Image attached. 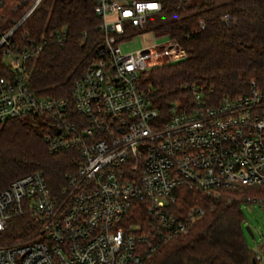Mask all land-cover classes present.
Masks as SVG:
<instances>
[{"label":"built area","instance_id":"obj_1","mask_svg":"<svg viewBox=\"0 0 264 264\" xmlns=\"http://www.w3.org/2000/svg\"><path fill=\"white\" fill-rule=\"evenodd\" d=\"M161 8L162 0H97L102 38L69 98L37 96L29 87L27 62L43 41L15 49L9 39L28 12L0 32L1 61L8 57L0 122L42 116L49 151L79 156L55 190L34 171L0 191V264H141L204 212L199 204L184 210L182 190L217 201L226 189L264 184V98L253 81L248 92L218 101L184 83L188 106L173 103L165 119L140 88L143 72L187 57L177 38L148 26ZM64 38V30L54 36ZM137 38V47L125 48ZM246 200L264 206V199ZM23 215L33 230L6 240L10 221Z\"/></svg>","mask_w":264,"mask_h":264},{"label":"trees","instance_id":"obj_2","mask_svg":"<svg viewBox=\"0 0 264 264\" xmlns=\"http://www.w3.org/2000/svg\"><path fill=\"white\" fill-rule=\"evenodd\" d=\"M35 1L0 0V32L15 26ZM96 1L39 0L11 34L15 49L43 41L41 51L27 62L29 87L37 96L70 97L73 78L89 65L102 38ZM223 15L229 17L227 22ZM148 26L177 38L187 54L184 60L152 67L139 78L140 88L164 119L173 103L188 106L191 94L182 87L188 82L218 101L248 92L253 81L264 98V0H162L161 10ZM62 30L65 38L58 43L54 36ZM1 55L0 48V75H4ZM45 133L42 116L0 122V191L34 171L41 172L55 190L66 173L76 170L77 151H49ZM181 193L184 210L199 204L204 212L141 264H257L243 237L241 204L251 196L264 195V184L226 189L217 201L188 190ZM31 230L30 217L19 216L10 221L5 238L15 240Z\"/></svg>","mask_w":264,"mask_h":264},{"label":"rangeland","instance_id":"obj_3","mask_svg":"<svg viewBox=\"0 0 264 264\" xmlns=\"http://www.w3.org/2000/svg\"><path fill=\"white\" fill-rule=\"evenodd\" d=\"M198 1V0H190ZM31 9V8H30ZM29 9V10H30ZM29 10L27 12H29ZM26 12V13H27ZM157 34L159 32H156ZM140 38L131 43V48L134 49L140 43ZM152 41L161 42L160 38H154ZM8 57L2 58V63H7ZM250 197V196H249ZM264 199V195L251 196V199ZM247 201V200H246ZM241 204L243 214V227L248 226L252 232V236L244 229L243 237L247 247L259 256L257 264H264V206L258 202H246Z\"/></svg>","mask_w":264,"mask_h":264},{"label":"water","instance_id":"obj_4","mask_svg":"<svg viewBox=\"0 0 264 264\" xmlns=\"http://www.w3.org/2000/svg\"><path fill=\"white\" fill-rule=\"evenodd\" d=\"M39 0H36L35 3L32 5L31 9L29 10L28 14L31 12V10L35 7V5L38 3ZM244 229L252 236V232L248 226H245Z\"/></svg>","mask_w":264,"mask_h":264},{"label":"clouds","instance_id":"obj_5","mask_svg":"<svg viewBox=\"0 0 264 264\" xmlns=\"http://www.w3.org/2000/svg\"><path fill=\"white\" fill-rule=\"evenodd\" d=\"M146 7H149L150 9H156L159 7V5L157 4H151V5H147ZM117 240H118V237H117Z\"/></svg>","mask_w":264,"mask_h":264}]
</instances>
